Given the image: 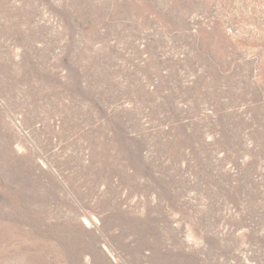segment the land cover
<instances>
[{"label": "rangeland", "instance_id": "rangeland-1", "mask_svg": "<svg viewBox=\"0 0 264 264\" xmlns=\"http://www.w3.org/2000/svg\"><path fill=\"white\" fill-rule=\"evenodd\" d=\"M0 264H264V0H0Z\"/></svg>", "mask_w": 264, "mask_h": 264}]
</instances>
